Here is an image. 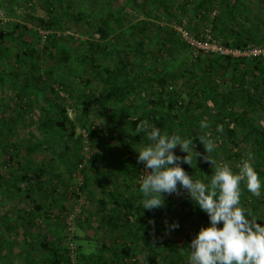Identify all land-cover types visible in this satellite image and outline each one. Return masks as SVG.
Returning <instances> with one entry per match:
<instances>
[{
  "label": "trees",
  "instance_id": "16d2710c",
  "mask_svg": "<svg viewBox=\"0 0 264 264\" xmlns=\"http://www.w3.org/2000/svg\"><path fill=\"white\" fill-rule=\"evenodd\" d=\"M108 1L104 14L98 18L83 10L87 8L84 5L81 6L83 9H74V4L71 6L64 0H46L49 18L30 19L45 29L61 27V16L56 13L58 5L63 10V15L68 16L67 10H71V18L82 21L89 30V36L85 39L70 36L60 40L61 57L53 65V68L62 72L67 69H71V73L76 71L74 76L81 78L84 92L74 106L70 104L76 114L74 119L70 116L67 99L61 97L54 87L50 85L54 95H46L47 84L39 74L28 73L22 75L21 79L18 76L15 84L18 82V95L31 90L41 92L42 103L48 109L39 123L40 129L47 134L56 133L54 138L48 139V148L56 146L54 150L59 154L68 150L72 143L80 149L87 146L92 151L89 154L88 168L91 173L82 176L77 193L73 192L74 197L77 198L79 192H84L89 199L85 207L97 204L105 209L107 214L102 216L100 222L102 229L109 231L111 228H123L126 232L124 237L135 239L134 243H126L117 249L109 246L106 235L108 232L103 231L104 241L99 247V253L94 258L89 257L90 260L93 258L91 264H103L102 261L105 264L125 261L140 264L143 250H151L157 256L158 250L162 246L165 248V237L158 235L165 225L157 224L154 220L159 219L166 211L171 215V220L176 222L178 207L175 206V198L166 195L162 208L151 211L142 208L143 194L139 191L138 183L143 165L137 163L135 149L146 144L147 140L143 134L135 132L137 124L148 120L166 132L177 131L182 136L190 137L200 132L199 122L206 119L210 126L208 131L216 142L212 158L217 162L227 161L234 170H238L241 158L250 152L255 157L254 167L264 179V56L231 58L202 53L193 62L183 63L179 67L174 55L178 53V44L183 40L175 30L156 26L155 31H148L144 22L128 25L124 11L115 9L113 0ZM129 2L141 5V0ZM185 2L181 8L187 10V6L193 7L195 17L201 20L209 19L216 11L211 25L216 39L224 38L221 40L224 45L241 49L249 46L264 49V0ZM159 3L165 12L173 11L162 0ZM20 29L22 27L17 25L14 30ZM8 34L0 32V47ZM56 38V34L52 35L49 42ZM17 39L23 48L18 57L22 64H26L24 57L32 44L18 36ZM68 39H77L78 42L70 44ZM183 43L189 47L186 42ZM73 66L78 69H73ZM49 67L52 68L51 64ZM52 70L47 72L49 76L53 75ZM67 80L68 77L59 79L58 85L72 96L75 81L68 85ZM78 124L86 132V136L82 133L76 138ZM218 124L223 126V132L215 131ZM193 142L194 150L204 153L199 141L194 139ZM36 150L29 147L27 152L30 154ZM175 153L185 155L178 147ZM182 167L196 179H204L203 173L211 175V165L201 162L199 158L196 167L193 165L190 168L186 164ZM17 172L6 187L4 178L0 175V192L4 189L1 194L5 199L11 197L6 195L8 193L20 195L23 192H27L28 196L38 193L40 198H45L47 193L52 197L54 194L67 195L55 188L57 183L52 180V174L44 162L34 169L26 167ZM93 173L95 179L91 176ZM51 185L53 188H50ZM180 195V206L183 213H186L184 215L190 219L198 212L199 223L206 227V214L189 202L186 193L182 192ZM241 203L260 219H264V196L254 197L245 189ZM102 207H98V213L103 210ZM42 209L37 203L33 211L25 208L20 211L19 216L26 225L30 223L26 221L29 215ZM78 216L79 222L84 219L82 225L85 227L89 222L88 215L81 211ZM25 225L26 240L33 246ZM40 245L48 254L42 264H67L64 258L70 263L60 246L45 239ZM173 248L179 251L175 243ZM29 251L34 250L31 248ZM166 256L165 261L175 264V261L170 260L171 254L166 253ZM177 256L182 264V255L177 253ZM105 258H109L111 262L104 260Z\"/></svg>",
  "mask_w": 264,
  "mask_h": 264
},
{
  "label": "rangeland",
  "instance_id": "374dc122",
  "mask_svg": "<svg viewBox=\"0 0 264 264\" xmlns=\"http://www.w3.org/2000/svg\"><path fill=\"white\" fill-rule=\"evenodd\" d=\"M64 1L71 6L74 4V9H80L84 5L87 8H82L83 10L91 12L98 18L104 14V7L109 2L108 0ZM159 1L161 0L157 2L155 0H141V5H134L129 0H113L112 3H115V9L124 11L128 25L133 23L139 25L144 22L148 31H155L156 26L164 29L172 28L183 42L185 40L179 32L180 27L187 29L193 35H203L206 32L216 38L211 25L216 11L212 13L209 19L201 20L195 17L193 7L187 6V10L181 8V5L186 4L185 0H162L165 6L168 5L173 9L169 13L163 10ZM56 9V13L61 16V27L45 29L30 19L47 20L49 18L46 0H0V32L9 33L1 42L3 45L0 47L2 53H0V175L4 178L6 187L10 179L14 177L13 174H16L18 170L23 171L26 167L34 169L44 162L49 173L52 174V180L57 183L55 188L67 194L66 196L54 194L52 197L47 193L45 198H40L38 193H31L29 196L27 192L20 195L8 193L6 195H11V197L5 199V196L1 194L4 189H1L0 261L7 258V262L15 263V261L24 260V256H26L27 261H29L28 264H42V261L48 257L40 245L41 241L45 239L64 250V254L70 260L68 263L67 259L64 258L65 263L91 264L93 256L99 253V247L104 241L103 231L108 232L106 235H108L107 243L110 244L109 246L117 249L122 248L126 243H134L135 241L132 237H124L126 232L123 228H111L109 231L105 230L106 228L102 229L101 218L107 213L102 206H97V204L85 207L89 201L87 194L79 192V196L74 197L73 192L77 193L78 183L82 181L83 177L91 173V170L88 169L90 165L89 154L92 152L89 151V147L85 146L80 149L79 146L71 143L68 150L61 151L59 154L54 150L56 146L48 148V139L54 138L56 133L49 132L47 134L40 129L39 123L44 118L45 110L48 109L47 105L42 103L41 92L31 90L18 95V82L15 84V80L18 81V76L21 79L22 75L37 73V76L39 74L43 82L47 84L46 95L48 97L54 95L51 86L54 87L61 97L67 99L70 116L72 119L75 118L76 114L70 108V104H75L84 92L80 83L81 78L74 76L77 74L76 71V73H71V69H67L62 72L56 67L53 68V65H55V60L59 56L61 57L59 45L62 42L60 40L70 36L85 39L89 36V30L82 21L71 18V10H67L69 13L66 16L62 14L63 10L58 5ZM255 23L258 22L255 21ZM17 25L22 27L20 31L14 30ZM54 34L57 35V38L49 42V38ZM17 36L32 44L31 48L27 50V56L24 57L26 64H22L18 57V54L23 52V48ZM223 39L220 40L223 41ZM67 42L75 44L78 40L68 39ZM183 42L178 44V53L174 55L177 64L180 65L179 67L183 63L195 60L190 47ZM62 45L64 46L65 43ZM49 64L52 68L49 67ZM74 68L78 69L77 66H73ZM49 70H52L53 75H48ZM67 77L68 85L75 81L72 86L74 91L72 96L58 85L59 79H66ZM99 126L97 125V127ZM82 131L83 128L78 124L76 138L80 134L82 135ZM80 140L82 141V138ZM29 147H34L37 150L29 154L27 152ZM45 147L48 150H45ZM91 176L95 179L94 173ZM50 188H53V185ZM174 198V201H177L175 206L178 207V210L176 209L177 216L175 215V218L176 222L179 223V228L166 230L165 222H173L171 215H168L166 211L162 213L159 219L154 220L157 224L163 223L165 225L162 227L161 233H158L159 237H165V248L162 246L158 250L157 256L151 250H143L139 260L140 264H170L169 261L164 260L167 258L166 253L171 254V262L175 261V264H181L177 256V253H180L184 260L182 264H187L189 257L187 245L191 241L189 232L192 231L196 235L201 226L204 225L198 221V212H195L190 219L184 215L186 213H183L180 206L181 195ZM37 203L42 206V211H35L34 214H30L26 220L30 223L25 225L19 216L20 211L25 208L28 211H33ZM98 207L103 208L99 213ZM81 211L89 217V222L85 227L82 225L84 219L78 221L80 218L78 215ZM24 225L29 231L32 238L30 242L33 246L26 240ZM173 243L178 246L179 251H175ZM31 248H33V252L29 251ZM5 250L7 253H4ZM89 257L93 258L90 260ZM104 260L111 262L109 258ZM102 263L105 264L104 261ZM119 264L135 263L125 261Z\"/></svg>",
  "mask_w": 264,
  "mask_h": 264
},
{
  "label": "clouds",
  "instance_id": "9594fccd",
  "mask_svg": "<svg viewBox=\"0 0 264 264\" xmlns=\"http://www.w3.org/2000/svg\"><path fill=\"white\" fill-rule=\"evenodd\" d=\"M206 119L199 122L200 132L182 136L177 131L166 132L152 121H139L135 128L147 140L137 152V163L143 165L138 187L143 210L162 208L165 196L186 193L189 202L206 214L208 225L202 226L187 245V264H264V219L241 203L246 189L254 197L264 196V179L254 167L255 157L247 153L241 158L238 170L227 161L212 158L216 142L208 131ZM216 132H223L217 125ZM194 139L204 148L195 151ZM185 155L180 156L175 150ZM211 165V175L196 179L182 167L193 168L197 159ZM166 230L179 228L173 221Z\"/></svg>",
  "mask_w": 264,
  "mask_h": 264
},
{
  "label": "built area",
  "instance_id": "2783aa9c",
  "mask_svg": "<svg viewBox=\"0 0 264 264\" xmlns=\"http://www.w3.org/2000/svg\"><path fill=\"white\" fill-rule=\"evenodd\" d=\"M179 32L182 38L189 45L194 59H197L202 53H210L216 55H222L231 58H256L264 56V49L249 46L247 48H233L224 45L221 40L214 38L210 33H203V35H193L187 29L180 27ZM83 135L86 136V132L82 131ZM144 169L140 171L139 180ZM168 197H176L177 194L167 195ZM195 234L189 232V238L192 240Z\"/></svg>",
  "mask_w": 264,
  "mask_h": 264
},
{
  "label": "crops",
  "instance_id": "0c3cea01",
  "mask_svg": "<svg viewBox=\"0 0 264 264\" xmlns=\"http://www.w3.org/2000/svg\"><path fill=\"white\" fill-rule=\"evenodd\" d=\"M6 199H7V198H6ZM4 253H7V251L5 250ZM28 262H29V261H27L26 256H24V260H22V261H15V263H13V262H11V261H8V262H7V258H6L5 260L0 261V264H16V263H18V264H28ZM36 264H37V263H36Z\"/></svg>",
  "mask_w": 264,
  "mask_h": 264
}]
</instances>
